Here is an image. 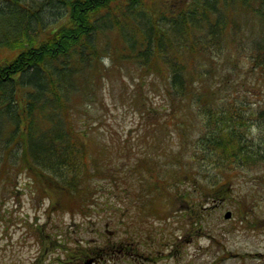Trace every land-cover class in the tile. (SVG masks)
<instances>
[{
	"label": "rangeland",
	"instance_id": "obj_1",
	"mask_svg": "<svg viewBox=\"0 0 264 264\" xmlns=\"http://www.w3.org/2000/svg\"><path fill=\"white\" fill-rule=\"evenodd\" d=\"M243 3L141 0L107 20L121 26L95 32L91 42L108 53L94 65L74 63L63 113L76 185L59 186L49 170L22 163L25 122L15 131V120L0 117V264H87L108 242L117 248L111 264H264V150L252 155L264 148V11H252L259 0ZM120 28L141 48L175 49L163 45L140 67L125 55ZM157 31L160 41L147 43ZM186 44L204 45L205 57L192 60ZM9 53L0 47V59ZM169 63L182 67L189 93L174 95ZM24 94L16 93L21 103ZM205 110L232 141L223 151L203 142ZM32 111L35 130H47L49 110Z\"/></svg>",
	"mask_w": 264,
	"mask_h": 264
},
{
	"label": "trees",
	"instance_id": "obj_2",
	"mask_svg": "<svg viewBox=\"0 0 264 264\" xmlns=\"http://www.w3.org/2000/svg\"><path fill=\"white\" fill-rule=\"evenodd\" d=\"M248 1L244 0L243 6ZM140 2L141 0H0V29L5 37L0 41V47L10 51L0 59V117L9 118L12 122L15 120V131L20 130V122H25L23 129L27 132L26 137L21 139L20 133L17 135L22 142L21 152L25 156L22 163L34 165L41 175H45L49 170V176L54 177L59 186L76 185L73 175L76 176L79 171L78 162L73 161L75 158L71 155L75 145L68 137L72 136V132L64 122L66 119L63 116L69 109L68 92L71 90V79L76 80L75 72L78 69L74 63L84 64L91 61L94 65L103 62L100 54L108 53L109 45L105 48L104 44L102 46L92 43L95 32L105 31L119 24L121 26L117 20L111 23L107 20L114 19L115 11L132 13ZM252 11L262 13L264 0H259V4L254 6ZM258 15L264 19V13ZM152 25L153 31L157 30L150 21V24H147L149 32ZM120 30L123 34V46L127 49L123 51H128L125 55L140 67H147L149 57L156 56L163 45L171 50L175 49V44L151 43H145L144 48H141L134 41L129 43L123 29ZM162 34V31L154 32L152 38L150 35L146 37L147 43L154 39L159 42ZM186 47L191 52L192 60L193 57L196 59L197 55L199 58L205 57L203 54L207 49L204 45L202 52L194 44H186ZM258 49L262 52L259 61L264 65V44H260ZM171 67L169 84L174 95L183 96L189 93L191 84L188 85L189 80L182 72V67ZM194 76L198 78L200 73L195 71ZM20 89L25 93L22 103L16 96ZM196 94H193V97L196 98ZM36 107L42 111L49 110V128L45 131L34 128L32 109ZM199 113L206 129H210L204 134V144L222 147V151L227 144H232V141L222 140V135L218 134L217 124L212 123L215 114L213 111L205 110ZM239 115L237 112L234 118L239 119ZM258 116L264 122V109ZM234 139L238 142L241 152L245 153L241 144L244 139L237 138L236 135ZM9 150L11 148L8 152ZM261 150H264L262 146L260 150L254 148L252 155H260ZM220 153L224 159V152ZM4 163L6 168L11 164L8 160Z\"/></svg>",
	"mask_w": 264,
	"mask_h": 264
},
{
	"label": "flooded vegetation",
	"instance_id": "obj_3",
	"mask_svg": "<svg viewBox=\"0 0 264 264\" xmlns=\"http://www.w3.org/2000/svg\"><path fill=\"white\" fill-rule=\"evenodd\" d=\"M100 237V235H99ZM97 248L94 249L92 254H89V260H87V264H99L100 258L102 259H107L109 260V264H111L113 261H115L113 259L114 253L117 251V248H115L114 246V242H108L104 245H99L96 246ZM119 250V248H118ZM123 254V253H122ZM256 255H261V254H256ZM128 259L131 258V254L129 253V255L127 256ZM99 258V261H98ZM132 263V261H131Z\"/></svg>",
	"mask_w": 264,
	"mask_h": 264
},
{
	"label": "water",
	"instance_id": "obj_4",
	"mask_svg": "<svg viewBox=\"0 0 264 264\" xmlns=\"http://www.w3.org/2000/svg\"><path fill=\"white\" fill-rule=\"evenodd\" d=\"M230 215H231V212L230 211H226L224 213V217H226V218L230 217Z\"/></svg>",
	"mask_w": 264,
	"mask_h": 264
}]
</instances>
